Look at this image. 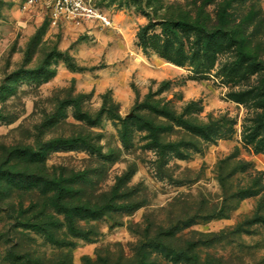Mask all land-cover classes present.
<instances>
[{
	"label": "rangeland",
	"instance_id": "obj_1",
	"mask_svg": "<svg viewBox=\"0 0 264 264\" xmlns=\"http://www.w3.org/2000/svg\"><path fill=\"white\" fill-rule=\"evenodd\" d=\"M94 1L112 27L0 0V161L70 139L41 173L76 178L72 205L134 209L74 236L49 194L0 181V264H264V0ZM47 220L60 243L25 225Z\"/></svg>",
	"mask_w": 264,
	"mask_h": 264
},
{
	"label": "trees",
	"instance_id": "obj_2",
	"mask_svg": "<svg viewBox=\"0 0 264 264\" xmlns=\"http://www.w3.org/2000/svg\"><path fill=\"white\" fill-rule=\"evenodd\" d=\"M180 24L178 27L181 28H191L195 29L196 26L193 27H187L186 24L181 23V21H178ZM154 25L153 22H149L148 24L141 26L137 32V38L139 43L146 45L147 40V34L150 29V27ZM199 27L197 26L196 29ZM200 29L204 32V34H208L209 31L207 28L203 25L200 26ZM176 35V33H174ZM180 39V38H179ZM171 42L170 39H166L164 42L163 47L167 48L169 43ZM181 43V42H179ZM162 47V46H161ZM29 48V47H28ZM201 51H203V54H206L208 50H210V45L208 40H204L202 44H200ZM181 54L182 48L179 46L177 48ZM163 56H166V54L162 53ZM183 56V55H182ZM184 59V56H183ZM102 113H108L112 114L113 110L111 108H108L105 102L102 104L101 107ZM82 119H85V117H80ZM81 141V140H80ZM79 141V142H80ZM73 141L70 139L67 140H47L43 142L42 144H39L37 148H32L30 145L25 146H14L10 150H6V158L4 160L0 161V181L4 180H12L14 182L15 186H18L20 188H38L41 189V191L45 192L46 194H49L52 208L55 213L62 214L64 217V224L72 230L74 236H79L81 233L77 230L75 226V218L85 216L91 219L97 218L101 215L106 214L108 210H133L134 205H112V207L106 208L105 206H90L89 204H82L80 206L72 205L70 201L66 199V187L65 183H72L75 182V177H70L72 181H67L68 179H64L62 176H47L38 169V165L43 163V161L46 159L48 154L51 151H56L60 148H71L73 145ZM85 144V143H83ZM86 145V144H85ZM87 146V145H86ZM19 159V160H25L24 162L20 161V163H14L12 164V159ZM35 165L37 168L36 170H32L31 166ZM40 168V167H39ZM215 216V215H214ZM211 217H204L206 218H212ZM27 228L31 229H41L45 234L48 235V237H52V242H55V239L53 237V233L49 231L48 229H57L60 225H62V222L56 221H43L40 223H31L28 221L27 224H25ZM55 243H60L59 241H56Z\"/></svg>",
	"mask_w": 264,
	"mask_h": 264
},
{
	"label": "built area",
	"instance_id": "obj_3",
	"mask_svg": "<svg viewBox=\"0 0 264 264\" xmlns=\"http://www.w3.org/2000/svg\"><path fill=\"white\" fill-rule=\"evenodd\" d=\"M25 6L44 5L49 12L51 25L60 22H93L101 28L113 25L112 17L94 0H26Z\"/></svg>",
	"mask_w": 264,
	"mask_h": 264
}]
</instances>
